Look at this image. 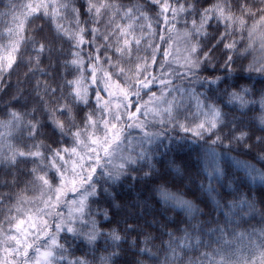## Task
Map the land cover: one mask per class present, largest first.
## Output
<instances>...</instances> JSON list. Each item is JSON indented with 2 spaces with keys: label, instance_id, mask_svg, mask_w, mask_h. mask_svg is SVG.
<instances>
[{
  "label": "snow or ice",
  "instance_id": "6c2138e0",
  "mask_svg": "<svg viewBox=\"0 0 264 264\" xmlns=\"http://www.w3.org/2000/svg\"><path fill=\"white\" fill-rule=\"evenodd\" d=\"M26 7L28 12L22 14L24 19L36 11L43 10L45 18L51 16L53 22L59 23V14L63 12L65 14L63 18H68L74 28H65L63 24H59L55 29L56 36L52 40L41 37L40 40L30 41L31 51L27 53L29 59L26 65L23 60L17 62L15 55L20 44V31L16 30L9 35L10 39L14 38V42L4 50L8 53L7 56L0 55V95H7L10 89L13 91L4 105L6 110L0 112H4L8 117V126H23L25 131L31 133L30 139H34L37 130L42 128L43 117L47 118L55 133L59 134L60 139L52 142V148L48 150L50 154L47 159L50 163L45 167H49L50 172L37 175L33 170L29 174L35 178L32 183H39L41 189L46 190L42 194L48 197L41 201L45 208L40 210V215L47 218L52 210L60 206L61 197L68 186V170L67 165L64 164L65 153L69 160L75 158L70 174L73 194L78 196V199L72 201L76 207L75 213L70 212L65 217L59 212L54 218L53 234H49V224L44 223L41 227L36 223V228L39 229L36 239H39L40 234L43 233L46 247L43 252L37 253L35 262L29 254V248L35 251L36 246L27 240L26 234L25 239L22 240L18 234L13 235L11 229L7 233H0V244L7 249L8 257L0 260V264H90L86 258H69L71 254L64 244L67 239L82 240L89 247H94L101 239L105 240L110 255L101 257L100 264H115L114 258L121 254L124 236L114 229L108 232L100 231L96 220L93 219L88 202L97 194L95 176L102 170V174L108 180L115 182L127 175L132 167L144 161L149 166V171L144 174L147 177L154 169L143 145L150 144L154 140L171 141L173 132L179 134L180 143L187 142L191 145H200L202 148V152L194 157V166L190 161L183 159L179 163L168 162V167L175 177L183 182L186 181L183 185L185 190L189 185L195 184L190 178L193 167L196 176L206 173L209 181L208 188L200 185L198 190L201 193L207 192L211 195L217 192V188L223 191L224 180L228 181L229 188L235 183L227 171L221 169V163L229 158L228 154L234 146L247 150L250 147L249 140L255 135L244 126L242 119L237 118L236 113L240 116L247 114L245 110L250 107V103L245 97H251L253 94L260 97V108L264 112V0H253L251 3L249 0H235L234 4L221 3L218 0L211 7H205L201 0L180 3L179 7L171 0H148L145 5L131 3L128 6L107 0H61L59 3L56 0H46V2L41 0L40 3L29 4ZM233 9H236L239 15H236ZM148 11L154 12L157 23L167 29L169 33L167 38L163 35V28L159 33L154 32L151 18L146 14ZM196 15H199V22L195 19ZM182 16L192 17L191 27L184 33L185 54L181 56L183 62H177L178 67L169 71L173 62L169 59L168 42L172 39L174 25ZM257 16L259 19H256ZM248 18L253 20L251 27L245 23ZM13 19L17 18L13 17ZM117 19L120 23H117ZM212 20H216L218 25H224L222 33L218 27L215 29L212 27ZM185 22L187 25L188 21ZM136 25H139L140 36L134 35ZM20 27H23V21ZM245 31L249 40L247 46L241 49L231 37L237 33L243 34ZM257 33L260 34L258 52L253 41ZM157 34L163 45L167 46L161 48L154 42ZM86 35L91 39H86ZM65 40L71 43V48L67 52L55 46L56 42L63 43ZM133 44L137 53L135 60L132 59ZM144 45H147L146 57L150 50L148 58L138 55ZM85 46L92 49L86 62L83 59ZM113 48H115V62L112 55H104V52H112ZM160 51L163 52V57L160 61L161 66L157 69ZM249 56H252V60L245 65L244 60ZM124 57L128 58L129 65L134 64L135 67H125ZM57 58L63 61L59 65L60 68L65 69L63 75L72 73L75 78L65 84L62 76L58 74L56 77V80L60 81L58 86L41 83V80L48 81L50 70L55 67L51 62ZM46 60L49 61L47 68L42 67ZM14 64L16 67L20 65L26 67L27 90H21L22 84L13 86L8 82L7 77L14 71ZM101 64H106L108 67L101 68ZM99 73L103 74L99 75ZM86 76L90 77L92 86L97 89L102 86L103 89L95 92V108L92 112H88L93 102L89 96V89L85 87ZM175 78L185 81L188 86L174 87ZM114 79L121 83L113 84ZM257 84L260 85L259 88L256 87ZM65 90L69 92L68 96H64ZM105 94L108 99L102 102V96ZM144 96L148 97L147 100L143 99ZM45 97L48 98L47 102ZM54 97L55 100L52 99ZM113 98L118 102L114 103ZM218 100L220 104L217 103ZM254 103L252 102L253 105ZM48 104L54 105L51 111L48 109ZM224 108L232 114L231 117ZM73 110H75L74 116ZM97 112L100 113L99 119ZM37 114L40 119H37ZM58 117H63V122ZM76 119L79 123L75 122ZM26 120L33 122L27 123ZM81 125L83 131L79 130ZM260 125L261 134L252 146L264 148V116L260 119ZM101 128L102 138L96 134ZM125 129L129 130V134L135 131L141 137L138 142L139 151L136 147H131L137 143L136 141L124 137ZM225 129L228 131L225 132ZM84 136H87L86 141L82 139ZM122 138L127 139L129 147L120 149ZM68 140L73 142V147L60 146L62 143L67 144ZM33 147L36 151L29 150L27 154L10 150L9 153L4 154L0 164L5 168H14L18 161L23 162L29 158L42 159L40 146L33 145ZM217 149L223 151L218 152ZM257 159L264 161V155L257 156ZM234 162L239 165V161ZM6 174L11 175V173ZM252 178L256 179L257 176ZM258 178L264 182V174L259 175ZM12 179L15 182L18 177L13 176ZM213 182L217 188L211 187ZM53 185L58 186L54 188ZM154 191L158 193L160 208H150L145 203L140 209L142 217H152L147 221L149 226L155 227L157 213L162 215L166 222L171 220L165 215L170 208L184 212L189 218L186 228L177 229L183 233L179 240L173 238L172 232L167 233L169 237L167 249L171 252V256L165 257L164 264H184L179 253L185 248L198 249L201 245L205 248L209 247L210 244L202 240V236L207 237L211 243L220 245L219 250L213 255H221L222 259L214 261L205 252L202 259L189 260L188 264H233L231 252L233 245L239 246L245 239L251 240V236L237 235L229 228L234 223V215L246 209L255 210L254 201L248 202L244 193L237 191L233 194V199L238 203L224 205L228 209L224 212L225 226L219 227L221 223L219 220L209 219L201 222L202 210L191 201L184 199L183 193L178 191L173 194L163 187ZM216 209L219 215L221 209L219 203H216ZM103 215L107 218L106 212ZM238 222L237 219L235 223ZM213 223L218 227L205 233L204 228ZM16 228L19 233L24 232L19 224ZM163 228L164 225H161V231ZM126 231L129 233L136 231L135 221L128 223ZM226 231L231 235V240L225 235ZM150 240V236H145L140 243L147 245ZM259 241V247L264 248V231L259 234ZM128 245L131 248L137 247L135 241H128ZM250 248L255 249L256 244H251ZM146 252L148 255L152 254L147 247H140L141 254ZM252 255H255L254 251L249 253V256ZM241 256L243 264H257L255 259L250 260L249 256L243 254ZM235 264H241V260L236 259ZM258 264H264V251L259 252Z\"/></svg>",
  "mask_w": 264,
  "mask_h": 264
},
{
  "label": "trees",
  "instance_id": "16d2710c",
  "mask_svg": "<svg viewBox=\"0 0 264 264\" xmlns=\"http://www.w3.org/2000/svg\"><path fill=\"white\" fill-rule=\"evenodd\" d=\"M56 2L59 3L61 0H56ZM107 2H116L128 6L131 3L145 5L148 0H107ZM171 2L179 7L180 3H190L191 0H171ZM217 2L218 0H201V3L205 7H211ZM219 2L234 4L235 0H219ZM249 2L251 3L253 0H249ZM37 3H39V0H0V55L7 56L8 53L4 50L14 42V38L10 39L9 35L19 30L20 44L18 52L15 55L17 62L23 60L26 65L29 59L27 53L31 51L30 41L40 40L41 37L52 40V38L56 36L55 29L59 24H63L65 28H74V25L69 23L68 18H63L65 17L63 12L59 14V23L53 22L51 16L45 18L43 10L36 11L28 16L27 19H24L22 14L28 12L26 6ZM9 5H11V7H9ZM233 11L236 15H239L236 9H233ZM146 14L151 18L154 29L159 30L162 25L156 22L155 13L148 11ZM196 16L199 17V15ZM13 17L17 19L14 20ZM105 19H107V17H105ZM256 19H259V17L257 16ZM21 21H23L22 28L20 27ZM117 23H120L119 19H117ZM245 23L248 27H251L253 20L248 18ZM211 24L214 29L218 27L221 33L224 31V25H218L216 20H212ZM135 27L136 31L134 35L140 36L139 25ZM209 34L211 35L212 33L210 32ZM85 38L91 39L89 35H86ZM259 38V33L253 37L255 50L257 52L260 48ZM231 40H235L237 46L243 49L248 44V33L247 31L243 32V34L237 33L231 37ZM97 43H99V41H97ZM55 46L63 48L65 52H67L71 48V43L65 40L63 43L56 42ZM135 47L134 45L132 48ZM90 49L91 48L88 46H85L83 49V59L85 62L87 61L89 55L88 51ZM110 53L115 55V48H113ZM162 56L163 54L160 53L159 57ZM132 57H135V55L132 54ZM251 60L252 56H249L248 59L244 60V64L247 65ZM51 63L55 65V67L51 68L48 81L41 80V83L58 86L60 83V81L56 80L58 74L62 76V80L65 84L75 78L72 73L66 76L63 75L65 69L59 67V65L63 63L59 58L53 60ZM48 65L49 61L46 60L42 67L47 68ZM13 68L14 71L7 77L8 82L13 86L22 84L23 89L21 90H27L28 84L25 82L27 79L25 76L26 67L22 65L16 67L14 64ZM207 74L206 72L205 75ZM85 78L87 80L85 87L89 89V96L93 102L92 107L88 108V112H92L95 108V92L98 90L91 85L90 77L86 76ZM256 87L259 88L260 85L257 84ZM12 91L13 90L10 89L7 95H0V110H6L4 105L10 99ZM68 95L69 92L65 90L64 96ZM52 99L55 100L56 98L54 97ZM245 99L249 100L250 103V107L245 110L247 114L245 116H240L239 113H236V115L238 119L244 121V126L254 132L255 135L249 140L248 143L250 147L247 150L240 146H234L233 150L228 154L229 158L221 163V169L226 170L231 179L235 181L230 188L228 187V181L224 180L223 191H219L215 182L211 185V187L217 188L218 194L217 192L211 195L207 192L201 193L198 190L200 185L202 184L205 188H208L209 181L206 173L202 176H196L193 167L190 178L195 181V184L189 185L185 190L183 185L186 181L183 182L175 177V174L172 173L168 167V162L173 161L179 163L180 160L183 159L185 161H190L194 166V157L202 152V148L200 145H191L187 142L180 143L179 134L175 132L171 133L173 137L171 141L164 140L163 142H158L155 151L148 154L154 170L151 171L147 177H145L144 174L149 171L148 163L141 161L136 166L132 167L127 175L122 176L115 182L108 180L105 176L100 179V181L96 180V182L99 181V186L97 185V194L90 200V208L96 215L98 229L102 232H108L114 229L124 236V241L121 245V254L119 257L114 258L115 264H164L165 257L171 256V252L167 249L169 240L167 233L172 232L173 238L179 240L183 233L177 231V229L186 228L189 219L187 215L178 209L173 210L170 208L165 215L170 217L171 220L166 222L163 216L157 213L155 216L157 223L155 227H152L147 223L152 217H142L140 211L141 205L145 203L150 208H160L159 196L154 190L161 187L171 191L173 194L178 191L183 193L184 199L191 201L198 209L202 210V215L200 217L201 222L209 219L219 220L221 222L219 227L225 226L224 212H227L228 209L224 207V205L238 203V201L233 199V194L237 191L244 193L245 199H247L248 202L251 203L254 201L255 210L249 211L246 209L244 212L234 215V223L230 225L229 228L237 235L243 234L246 237L251 236V240L245 239L243 244L239 246L233 245L231 249L233 253V264H235L236 259H240L241 264H243L241 254H243V256H249V253L254 251L255 255L249 256V259L252 260L259 256V252L264 251V248L259 247V234L264 231V182L258 178L259 175L264 174V161L257 159V156L264 155V148L252 146L253 142L262 131L260 125V97L253 94L251 97L246 96ZM47 100L48 98L45 97L46 102ZM252 102H255L254 105ZM30 103L31 101H29V104ZM61 103H64V101H61ZM217 103L220 104V101L218 100ZM47 106L49 111L54 107L53 104H48ZM12 111H16V109H12ZM224 111L228 113L227 108H224ZM74 114L75 110H73V116ZM228 115L231 117L232 114L228 113ZM37 119H40L39 114H37ZM58 119L63 122L64 118L58 117ZM7 122L8 117L4 112H0V160H2L4 154L9 153L10 150L12 152H24L25 154H27L29 150L36 151L33 145H39V151L43 152L44 155L42 159L33 160L29 158L23 162L18 161L14 168H5L3 164H0V227L5 223L8 215L14 211L20 197L33 191L36 183H32V181L35 178L29 174L33 170L36 171L37 175L42 174L46 166L44 165V159L50 154L48 150L52 148V142H56L60 139L59 134L55 133L46 117L42 118V128L37 130L34 139L29 138L32 134L25 131L23 126L12 127L8 126ZM26 122L32 123L33 121L26 120ZM75 122L79 123V120L76 119ZM65 126L67 127V125ZM82 129L83 126L81 125L79 130ZM224 131L227 132L228 129ZM225 143H227V141H225ZM60 146L71 148L73 142L68 140L67 144L62 143ZM217 151L222 152L223 150L217 149ZM65 156L67 157L66 153ZM234 161H239V165ZM6 173H11V175ZM13 176L18 177V180L13 182ZM253 176H257V178L253 179ZM216 203L221 205L219 215H217ZM104 212L107 213V218L103 215ZM237 219L239 222L235 223ZM132 221H135L136 231L129 233L126 229L128 228V223ZM161 225H164L162 231ZM217 227V224H210L204 228V232L207 233L211 231V229ZM143 233L144 235H142ZM225 235L228 236L230 240L232 239L228 231L225 232ZM145 236H150L151 240L147 245H141L140 242L145 239ZM60 239L61 242H63L62 237ZM201 239L208 242L210 246L205 248L201 245L198 249L193 247L190 249L185 248L180 251V259L184 264H188L189 260L198 261L202 259L205 252H207L208 256L214 261L222 259L221 255H213L214 252L219 250L220 245L211 243L205 236H202ZM128 241H135L137 247H129ZM253 243L256 244L255 249L250 248V245ZM64 244L71 254V256H69L70 259L77 257L82 259L86 258L90 264H100L101 257L110 255V251H107V242L103 239L99 240L94 247H89L82 240L73 239L65 240ZM142 246L147 247L152 254L148 255L147 252L141 254L140 247Z\"/></svg>",
  "mask_w": 264,
  "mask_h": 264
},
{
  "label": "rangeland",
  "instance_id": "374dc122",
  "mask_svg": "<svg viewBox=\"0 0 264 264\" xmlns=\"http://www.w3.org/2000/svg\"><path fill=\"white\" fill-rule=\"evenodd\" d=\"M46 1V0H45ZM41 2V0H39V3ZM169 18H171L170 14H169ZM196 21L199 22V17L196 16L195 17ZM188 21L187 25L185 21ZM191 20L192 17L188 16V17H181L179 18L178 22L174 25L175 30L171 33L172 35V39L168 42L170 44V56L169 59L173 62L172 66L169 68V71H172L174 68L178 67V63H182V59L181 56L184 53V49L186 47L185 44V37H184V33L188 31V29L191 27ZM157 22V21H156ZM162 25V24H161ZM164 29L163 31V35L165 36V38L168 37L169 33L167 31V29L162 25L161 28L158 29H154V32L159 33L161 29ZM154 42L159 45L161 48L165 47L167 45H163V43L160 41L159 38V34H157L154 37ZM193 43H195V41H193ZM134 47V44L133 46ZM144 48V49H143ZM147 48V45H144L143 47H141L138 55L140 57H145L148 58L150 57V50L148 52V57H146V52L145 49ZM133 49V54L135 55V57H132L133 60L136 59V51L135 48ZM92 52V50L90 49L88 51V53L90 54ZM160 53L163 54L162 51L158 52V60H157V69H159L160 65V61L162 60V57L160 56ZM105 56L108 55H112L114 57V62H115V55L113 53L110 52H104ZM124 66L125 67H132L134 68L135 65L131 64L129 65L127 63L128 58L124 57ZM101 68H107L108 65L106 64H101L100 66ZM151 71V69H150ZM103 73H99V75H102ZM157 74H159L157 72ZM176 79V84L175 86H180L183 85L185 87H187L188 85L186 84L185 81L179 80L178 78ZM121 82L119 80H113V84H120ZM159 83V82H157ZM121 87H123V85L121 84ZM93 88H96L93 86ZM97 89V88H96ZM98 91H102V86L100 89H97ZM158 91V89H157ZM147 96H144L143 99L147 100ZM108 97L107 95H103L102 96V102L104 100H107ZM247 100V99H245ZM249 101V100H248ZM113 102L116 103L118 102V100L116 98H113ZM114 111V110H113ZM121 111H123V109H121ZM100 113L97 112V119H99ZM264 116V112L261 111V117ZM101 123H103V121H101ZM80 131H83L80 130ZM98 136H100L102 138L103 136V129L101 128L97 133ZM124 137H128L129 139L136 141V144H133L131 147H136L137 151L140 150L139 148V141L141 140V137L139 136V134L135 131H132L131 134H129V130L125 129L124 132ZM84 141L87 140V136H84L82 138ZM160 142V140H154L152 143L148 144L145 143L143 145L144 150L147 152V154H151L155 151V148L157 146V143ZM74 146V145H73ZM72 146V147H73ZM126 147H129V145L127 144V139H123L122 138V142L120 145V149H125ZM119 151V150H118ZM41 156L43 157V152H40ZM75 158H73L74 160ZM73 160H69L66 156H65V160H64V164L67 165V170H68V174H67V180H68V186L65 189V193L64 195H62L61 197V201H60V206L58 209H54L51 211V214L49 216H47V218H45L44 216L40 215V210L45 208V205L41 202L42 200H46L48 197L47 195H44L42 193H45L46 190H42L40 187L39 183H36L35 188L33 189V191L22 195L19 199V201L16 204V207L14 209V211L12 213H10L5 221V223L0 227V233H7L10 229L12 230V234L13 235H19L20 239H25V234L27 236V240L36 246V250L34 251L33 248H29V254L30 256L33 258V261L35 262V260L37 259V253L38 252H43L45 250L46 247V240L44 238V234L41 233L40 234V238L36 239L37 236V232L39 231V229L36 228V223H39L41 225V227L43 226L44 223H47L50 225L49 228V234H53V230L55 227V223H54V218L57 216V214L59 212H62L63 215L65 217H67L69 215V213H75L76 212V207L75 205L72 203V201L74 199H78V196H74L73 194V189H72V175L71 173V165L73 163ZM49 161L48 159H44V165H49ZM103 163V161H102ZM50 172V168L49 167H44L43 172L41 175H45L46 173ZM104 177V175L102 174V170L98 171L96 176H95V184L96 186L98 185L100 179H102ZM107 178V177H105ZM108 179V178H107ZM96 180H99L98 182H96ZM51 183V181H50ZM58 185H53V187H57ZM99 186V185H98ZM98 189V187H97ZM93 198V197H92ZM52 199H55V196H52ZM91 200V199H90ZM90 200L88 202V207L90 208ZM17 209H19V211H17ZM91 213L93 215V219L96 220V215L95 213L92 211V209L90 208ZM29 217H31V219H29ZM10 221H14V222H10ZM35 222V223H34ZM97 222V220H96ZM19 224L21 228L24 229L23 233H19L18 229L16 228V225ZM8 258L7 257V249L4 247L3 244H0V260ZM257 261V264L259 262V256L254 258Z\"/></svg>",
  "mask_w": 264,
  "mask_h": 264
}]
</instances>
